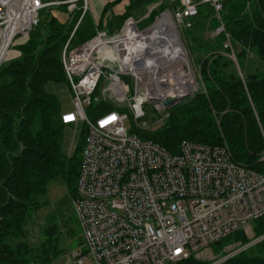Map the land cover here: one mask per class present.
<instances>
[{
  "label": "built area",
  "instance_id": "2783aa9c",
  "mask_svg": "<svg viewBox=\"0 0 264 264\" xmlns=\"http://www.w3.org/2000/svg\"><path fill=\"white\" fill-rule=\"evenodd\" d=\"M170 1L172 8L149 27L140 28L129 17L119 31L98 30L76 47L72 34L63 49L75 110L63 113L62 121H82L86 128L72 200L86 247L70 264L178 262L202 254L264 216V173L238 163L226 146L183 140L179 152L172 153L126 125L130 116L142 119L146 105L166 111L172 106L162 100L184 93L187 51L179 32L192 26L201 4L212 6L221 18L224 2ZM76 2H82L80 23L88 0H0V68L15 44L40 24L43 10L73 3L72 11ZM167 14L183 49L175 64L141 52L144 34ZM221 32L223 24L217 29ZM226 36L224 46L230 47ZM229 55L236 59L234 52ZM101 102L115 109L94 117L91 111ZM122 107L128 111L118 109Z\"/></svg>",
  "mask_w": 264,
  "mask_h": 264
},
{
  "label": "trees",
  "instance_id": "16d2710c",
  "mask_svg": "<svg viewBox=\"0 0 264 264\" xmlns=\"http://www.w3.org/2000/svg\"><path fill=\"white\" fill-rule=\"evenodd\" d=\"M150 2L137 0L134 7L139 9ZM46 12L48 17L41 19L29 40L18 48L20 56L0 68V264L53 263L61 252L59 221L68 231L71 217L60 219L61 212L50 214L38 244H29L27 226L46 206L42 199L53 182L61 180L72 199L77 195L86 128L74 154L63 152L64 131L70 124L63 123L61 104L46 92V85L50 81L67 82L62 52L81 11L65 21L51 9ZM130 13L128 10L127 16ZM221 18L225 32L215 40L200 37L206 24L215 30L221 26L214 8L201 4L192 26L184 31L190 33L194 49L208 55L203 53L200 75L206 92L196 93L190 104L172 108L170 119L158 130L138 128L132 116L129 129L172 153L179 152L183 140L226 146L238 163L264 173V0H224ZM86 27L91 30L88 23ZM83 30L77 27L72 44L77 38L81 43ZM226 33L230 35V47L224 46ZM215 50L234 52L238 68L227 56H210ZM253 61L258 63L254 71L250 69ZM113 109L112 104L101 102L91 114L96 117ZM118 109L128 111L125 107ZM253 225L255 239L264 237V216ZM234 242L245 246L252 241L240 230L211 248L221 253ZM172 264L207 262L191 256ZM219 264H264V239Z\"/></svg>",
  "mask_w": 264,
  "mask_h": 264
},
{
  "label": "rangeland",
  "instance_id": "374dc122",
  "mask_svg": "<svg viewBox=\"0 0 264 264\" xmlns=\"http://www.w3.org/2000/svg\"><path fill=\"white\" fill-rule=\"evenodd\" d=\"M48 1V0H46ZM66 1V0H64ZM91 3V0H89ZM81 2H76L75 9H73V13L78 11L77 8H79ZM73 3H67L63 6L52 7L51 13L60 16V19L63 20L65 16L63 13H69L71 12L69 10L70 5ZM48 17V14L46 10H43L41 12V18L45 19ZM215 18L220 22V25H224V22L222 21V18H219L215 14ZM218 29V28H217ZM217 29L215 30L212 28L211 24H206V28L202 33L200 34V37L203 36L206 38L207 41L209 40H215V37L219 34L217 33ZM83 37L85 35L91 33L89 28L84 29L83 31ZM180 39L182 41V44L186 47V73L191 78V84L193 89L190 91V95L180 101L179 103L175 104L172 107H169L166 111H161L157 109L153 104H148L145 106V115L142 119L139 121L134 120V125L138 128H142V130L145 131H155L161 128L166 124V122L170 119L172 115V108L178 105H185L190 104L191 98L194 97V95L198 92H206L205 86L203 82L201 81V66L202 61L201 58L205 54L203 51L197 49H194V43L190 41L191 35L190 33L185 34L184 30L179 32ZM199 36V35H198ZM199 37V38H200ZM30 38L29 36L20 39L12 49V51L9 54L8 60L15 59L20 56V53L18 52V48L20 45L25 44ZM80 41L78 38L75 40L74 44H72V47H76L80 45ZM204 53V54H203ZM220 54L223 56H227L228 58L232 59V61L237 65L238 68V61L237 59L232 58L229 54L223 53L221 51L215 50L209 55L212 57H217ZM206 55V54H205ZM208 56V55H206ZM254 60V59H252ZM250 60V61H252ZM254 62V61H253ZM253 67H250L252 71L255 70V68L258 66L257 62H254L252 64ZM240 68V67H239ZM242 76V74H241ZM243 78H246L245 75L242 76ZM46 92L53 94L56 96L57 100L61 104L62 111L65 112H71L75 110L74 101L72 97V93L70 91L69 85L67 82H56V81H50L46 85ZM193 100V99H192ZM126 125L128 128L131 127V121L130 119L127 120ZM85 129V125L82 121L70 125L68 129L64 131L63 141H62V150L68 155H73L76 147L80 144L82 140V134ZM43 201L47 202L46 206L38 210L36 212L35 216L30 220L27 228L29 233V244H38L41 241V233L44 228V226L47 224L48 216L54 212H61L58 213V217L60 219L66 217H71L70 219V226L69 230L63 226V223L59 221V226L61 230V236L59 238V248L61 250L59 257L51 264H70L71 260L74 256L77 254H81L85 252V239L83 236V232L81 229V226L78 223L77 216L74 210V207L72 205V193L70 192L69 188L65 186L61 180L53 182L50 184V187L48 188V192L45 195V198L42 199ZM253 223L248 226L246 229H242L241 231L244 232L249 239H251V243L247 245H242L241 243L234 242L231 245L225 247L222 249L221 253H216L212 248L206 250L200 255L194 256L195 258L206 261L207 264H219L222 263L223 259L226 256H234L244 249L250 247L252 244H255L259 242L260 240L264 239V237L255 239L253 232ZM67 231V232H66ZM231 256V257H232ZM230 258V257H229ZM222 261V262H221ZM173 262H170L169 264H172Z\"/></svg>",
  "mask_w": 264,
  "mask_h": 264
},
{
  "label": "crops",
  "instance_id": "0c3cea01",
  "mask_svg": "<svg viewBox=\"0 0 264 264\" xmlns=\"http://www.w3.org/2000/svg\"><path fill=\"white\" fill-rule=\"evenodd\" d=\"M136 1L137 0H91L87 12L80 23L78 21L72 34H74L79 26L80 30L87 29L86 23H88L91 28V33L85 35V37L81 39V43H83L93 37L98 30L105 29L110 34L119 31L129 17L135 18L140 28H146L156 21L157 16H159L162 11L172 8L170 0H151L152 2L146 3L137 9L134 7ZM81 4L82 2L80 6ZM128 10L131 13L127 16ZM73 11L74 10L69 13H63L65 16L63 21L70 19Z\"/></svg>",
  "mask_w": 264,
  "mask_h": 264
},
{
  "label": "bare ground",
  "instance_id": "6f19581e",
  "mask_svg": "<svg viewBox=\"0 0 264 264\" xmlns=\"http://www.w3.org/2000/svg\"><path fill=\"white\" fill-rule=\"evenodd\" d=\"M144 36L145 37H143V39L145 40L146 44L145 47L141 49V52L158 55L159 57L166 58L169 61L172 60L174 61L172 62L173 64L180 60L179 54H181L183 49L176 35V29L174 27L171 15L167 14L164 20L160 21L155 29L148 31L146 34H144ZM148 42L155 44L156 49H152L150 46L154 47V45H150ZM185 82L186 86L183 92H190L193 87L191 84V78L186 73V71Z\"/></svg>",
  "mask_w": 264,
  "mask_h": 264
},
{
  "label": "water",
  "instance_id": "95a60500",
  "mask_svg": "<svg viewBox=\"0 0 264 264\" xmlns=\"http://www.w3.org/2000/svg\"><path fill=\"white\" fill-rule=\"evenodd\" d=\"M190 93L191 92H185L181 95H172L170 97L163 99L162 102L167 107L173 106V105L179 103L180 101H182L183 99L187 98L190 95Z\"/></svg>",
  "mask_w": 264,
  "mask_h": 264
}]
</instances>
